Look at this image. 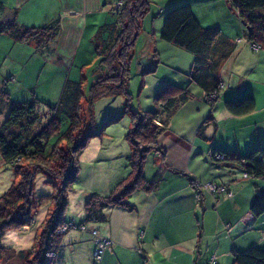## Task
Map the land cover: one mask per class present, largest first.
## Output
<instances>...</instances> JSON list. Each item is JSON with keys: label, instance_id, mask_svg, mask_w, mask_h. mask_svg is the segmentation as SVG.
Returning <instances> with one entry per match:
<instances>
[{"label": "trees", "instance_id": "obj_1", "mask_svg": "<svg viewBox=\"0 0 264 264\" xmlns=\"http://www.w3.org/2000/svg\"><path fill=\"white\" fill-rule=\"evenodd\" d=\"M117 1L120 6L109 12L112 19L110 17L111 20L98 24L91 37L99 59L86 105L81 103V81L78 79H65L57 102L45 111L39 109L34 97L14 101L0 86V111L8 105L6 117L0 124V158L11 166L12 177H18L16 182L11 180L0 193V233L29 223L35 205L32 191L37 172L44 173L46 182L53 188L49 196L52 209L48 211L42 230L35 235L32 245L15 251L0 243L2 264H13L8 258L12 256L17 257L19 264L57 263L59 245L64 235L57 229L65 221L67 192L79 171L78 155L91 137H100L107 125L127 113L129 123L124 139L129 148L125 156L128 173L117 181L108 194L89 192L83 203V221L73 223L72 228L81 229L88 222L105 221L103 209L107 207L116 206L130 211L134 207L129 202L133 192H149L159 186L162 180L160 165L163 164L165 151L157 143V136L167 127L176 110L193 97L192 85L203 90V99L210 107L220 97L222 82L219 69L234 50L235 43L218 26L201 25L189 2L181 0L171 5L165 13L159 37L191 54L192 62L186 72L187 83L179 85L161 81L152 94L153 107L130 110L125 103L121 115L107 119L95 129L91 111L95 99L108 94L121 95L127 100L128 59L141 20L150 5L149 0ZM228 2L237 13L247 42L257 46V49L264 48V0ZM16 15L17 7H9L0 0V37L6 36L14 43L31 45L34 53L49 52L50 44L60 30L59 16L41 25L25 26L17 22ZM237 38L241 39V36ZM156 63L157 60H154L147 71H153ZM213 94L214 99L211 97ZM222 105L229 113L241 115L253 109L254 101L250 94H242L234 99H223ZM85 110L88 111L87 117ZM210 121L208 117L198 128V136L203 137V126ZM62 122L67 125L61 130ZM150 151L158 153L159 164H156L152 176L147 178L143 174V165ZM216 154L222 155L221 158H217ZM209 156L218 168L235 167L246 176L264 178V145L255 144L241 155L232 150L211 147ZM22 162H26V167H21ZM219 189L222 190L223 186H219L215 192ZM194 191V196L196 193L201 196V190ZM249 210L254 216L264 212V190L255 189ZM231 256L232 264H264V247L252 246L244 251L233 249ZM210 262L211 259L208 264Z\"/></svg>", "mask_w": 264, "mask_h": 264}, {"label": "crops", "instance_id": "obj_2", "mask_svg": "<svg viewBox=\"0 0 264 264\" xmlns=\"http://www.w3.org/2000/svg\"><path fill=\"white\" fill-rule=\"evenodd\" d=\"M178 1L181 0H167L163 3L164 8L168 9ZM187 1L201 25L218 26L235 43L234 50L219 69L220 99L210 107L203 99V90L196 86L199 89L197 95L193 94L176 110L177 127L172 128L169 123L157 136V143L165 151L159 186L149 192H133L129 202L134 207L130 211L107 207L103 209L105 221L88 222L83 229L65 231L59 245L62 260L57 264H92V230L96 236L110 241L100 264H206L212 257L215 264H232L233 249L244 251L252 246L264 247V212L254 216L249 210L255 189L264 190V178L244 176L235 167L218 168L209 156L211 147L241 155L255 144L264 145V48L252 50L228 0ZM3 2L9 7H17L16 20L25 26L41 25L59 16L60 30L50 44L49 53L56 60L63 57L74 60L82 36L94 30L91 16L103 11L106 3L109 16L117 0ZM237 36H241V40L236 42ZM173 79L181 78L175 76ZM182 80L187 82V77ZM242 94L252 96L253 109L241 115L229 113L222 100ZM148 107H153V103L146 109ZM208 117L211 121L204 124L203 137H200L197 130ZM102 140L89 139L86 145ZM156 164H159L158 153L150 151L143 165L145 177L152 176ZM127 173L128 168L120 175L111 176L106 181L107 191H111ZM195 182H211L223 189L215 193L203 189L200 198L196 199ZM79 198L77 208L64 213V219L74 224L81 223L84 217L86 195ZM206 257L210 259L206 260Z\"/></svg>", "mask_w": 264, "mask_h": 264}, {"label": "rangeland", "instance_id": "obj_3", "mask_svg": "<svg viewBox=\"0 0 264 264\" xmlns=\"http://www.w3.org/2000/svg\"><path fill=\"white\" fill-rule=\"evenodd\" d=\"M149 1V10L141 20V26L134 38L132 53L128 59L127 100L121 95L111 96L108 94L100 95L95 99L91 104L95 129H98L107 119L121 115L125 103L130 110H143L146 109V106L152 105V94L159 82L170 81L179 85L187 83L182 78L186 77V72L190 68L191 54L164 42L159 37L162 21L168 10L164 8L163 3L167 0ZM119 6L120 4L117 5L116 2L115 7ZM107 7L106 3L103 11L99 13L100 15L96 13L97 15L91 16L90 20L94 21L92 26L94 30L93 32L90 30V34L84 33L74 60L72 57H63L61 60H56L49 52L34 53L31 45L14 44L7 37L1 36L0 86L14 101L34 97L38 101L39 109L45 111L57 102L60 94L59 88L65 79H78L81 81V103H83V106L86 105L89 88L93 82V70H96L99 59L90 38L98 24L112 19L111 16V19H109ZM96 17L97 20H95ZM17 48L21 49L17 51ZM154 60H157L156 67L153 71L148 72L147 70L154 63ZM175 76L181 79L175 81L173 79ZM191 91L192 94L197 95L199 89L192 85ZM7 111L8 105L3 106L0 111V124L6 117ZM85 113V117H87L88 111L85 110ZM176 113L178 111L169 119V125L172 128L178 125L175 120ZM128 123V114H122L117 121L103 129L100 137L93 136L90 138L91 141L103 139L101 143L92 142L88 146L86 145V148H83V150L85 149L84 152L82 150L79 153V171L74 183L67 192L66 212L71 210L73 212L77 208L79 197L83 194L87 195L95 190L104 192L95 191L99 194H108L110 191H107L106 181H109L113 175H120L128 167L125 160L128 153V144L124 139ZM66 125L65 122H62L61 130ZM26 165V162H22L21 167L24 168ZM11 180L16 182L18 177H12L11 166L2 162L0 158V193L7 188ZM55 182L59 183L57 180ZM33 183L32 196L35 205L31 210L29 223L19 228L5 229L0 233V243L15 251L26 249L32 245L35 235L42 230L43 220L48 211L50 212V209H52L49 196L53 193V188L51 184L46 182L45 174L41 171L37 172ZM198 197L200 198L199 193ZM72 227L74 226L71 225V220H65L58 227L57 232L64 233ZM63 228L64 230H62ZM107 246L108 244L105 245V249ZM63 254H66V250ZM61 256L60 253L58 263H61ZM8 258L9 262L19 264L16 256ZM209 259L206 257V260ZM0 264H2L1 261Z\"/></svg>", "mask_w": 264, "mask_h": 264}, {"label": "built area", "instance_id": "obj_4", "mask_svg": "<svg viewBox=\"0 0 264 264\" xmlns=\"http://www.w3.org/2000/svg\"><path fill=\"white\" fill-rule=\"evenodd\" d=\"M119 4H120V2L117 1V5H119ZM239 40H241V39L240 38L236 39V41H239ZM250 46L252 49H257V46H255L253 44H251ZM211 97H212V99H214L215 94H213ZM221 156L222 155H220V154H216L217 158H221ZM244 176H246V175L244 174ZM193 187H194V189H196V191L206 189V190L215 192L218 189V187L211 182L205 183V184H200V183L195 182L193 184ZM228 194H230V193L228 192ZM195 197H198V193L195 194ZM71 225L74 226V224L72 222H71ZM81 229H83L82 226H81ZM62 230H64V228ZM91 233L94 235V238L92 240V247H91V251H90L92 264H100V261L102 258V253L105 250V245L109 244V240L102 238V237H99V236H96L94 230H92ZM210 263L215 264V260L213 259V257H212Z\"/></svg>", "mask_w": 264, "mask_h": 264}]
</instances>
